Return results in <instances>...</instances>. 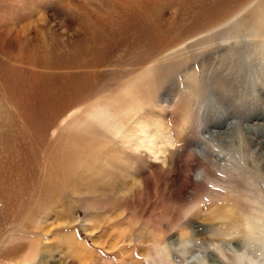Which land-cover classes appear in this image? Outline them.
<instances>
[{
  "label": "rangeland",
  "instance_id": "obj_1",
  "mask_svg": "<svg viewBox=\"0 0 264 264\" xmlns=\"http://www.w3.org/2000/svg\"><path fill=\"white\" fill-rule=\"evenodd\" d=\"M0 264H264V0H0Z\"/></svg>",
  "mask_w": 264,
  "mask_h": 264
}]
</instances>
